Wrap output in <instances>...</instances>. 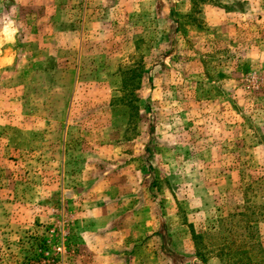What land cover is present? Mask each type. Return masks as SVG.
Masks as SVG:
<instances>
[{
  "label": "rangeland",
  "instance_id": "1",
  "mask_svg": "<svg viewBox=\"0 0 264 264\" xmlns=\"http://www.w3.org/2000/svg\"><path fill=\"white\" fill-rule=\"evenodd\" d=\"M42 1L9 8L25 30L0 66V264H224L228 242L264 264V0ZM101 12L69 115L52 57L75 65L67 33ZM140 65L127 123L110 102Z\"/></svg>",
  "mask_w": 264,
  "mask_h": 264
},
{
  "label": "crops",
  "instance_id": "2",
  "mask_svg": "<svg viewBox=\"0 0 264 264\" xmlns=\"http://www.w3.org/2000/svg\"><path fill=\"white\" fill-rule=\"evenodd\" d=\"M43 3H46L47 0L42 1ZM88 2V0H87ZM33 3H35V0H0V8L3 9V12L0 10V52L2 53V55H0V66H2L3 64H9L12 61V57H13V51H12V45H14V43L16 42L18 35L22 36V34L24 35V30L21 33V29H18V27H16V18L14 16L13 13H11V11L9 10L11 5H19V4H25V5H32ZM88 4V3H87ZM5 11V13H4ZM87 13V12H86ZM86 13H84V18H85V22L88 21V17L86 20ZM102 18H99L100 21L98 22H92V26L88 28V23H84L83 26L81 28H77L74 30H71L70 32H68L67 34H70L72 36H75L76 39V49L74 52L75 53V57L74 59H76V63L75 65L73 64L71 66L70 64V59L69 57H64L62 54L67 53L68 54V50L69 48L67 47H59L58 49L56 48L54 52H56V56L52 57L54 58L53 60L56 61L55 63V69H59L58 71L56 70L54 73V81L58 80L59 78L65 77V78H69L70 77V83L71 84V89H72V94H70V98H69V104H68V108H67V114H72L74 113L73 111V107L72 105H74V100L76 98V94H77V90L78 87L80 85V81H81V76H80V68H79V63L78 62H82V58H84V53H83V48H85V43H86V47H87V38L88 36H92L94 35L98 30L104 29L105 25H104V15L103 12H101ZM34 19V18H33ZM100 24V26H99ZM20 31V32H18ZM28 35H30V33L27 31ZM44 32L43 30L41 31V29L39 30L38 28V37L43 36ZM36 45V46H35ZM34 47V49H32ZM27 49V50H26ZM46 46L42 43L39 44H35L33 43L32 45H27V47L25 48L27 52H33V51H42V54H40V52H38V56H37V60L38 62L43 59V53L46 52ZM86 52L88 51V47L85 49ZM52 51V50H50ZM91 53H96L93 49L90 50ZM62 53V54H61ZM101 54L104 56L105 51H101ZM66 55V54H65ZM67 56V55H66ZM108 56V55H107ZM109 58V56H108ZM68 59V60H67ZM54 61V62H55ZM63 61V62H62ZM64 66V67H63ZM61 69V70H60ZM60 72V73H59ZM59 77V78H58ZM58 89L63 88V84L62 81L61 83H57ZM135 155L137 154L136 152L134 153Z\"/></svg>",
  "mask_w": 264,
  "mask_h": 264
},
{
  "label": "trees",
  "instance_id": "3",
  "mask_svg": "<svg viewBox=\"0 0 264 264\" xmlns=\"http://www.w3.org/2000/svg\"><path fill=\"white\" fill-rule=\"evenodd\" d=\"M200 1V0H198ZM202 1V0H201ZM227 10V7H224ZM137 71L136 74L134 76V78H132L133 81V88L129 87V80L125 79L124 81H122V87H124L125 89H127V97H125V99H120L119 95L118 96H114L113 99H116L114 102L112 100V102H110V105L113 106L114 104H120V103H125L127 102L128 104H133L132 106H134L133 112L131 114H126L125 118L128 122H132V123H136L137 119L139 118V110H138V106H137V95L136 92L140 86L141 83V78L144 75L146 69L144 65H140L138 67H136ZM129 79V78H128ZM202 236L196 234L195 232H193V238L194 241L197 240V238L201 239ZM246 242H248V240H246ZM199 243V242H198ZM241 244H237L233 246V243H227L226 245V250H229L228 254L225 255H221L218 254L220 260L222 262H224V264H236V261L241 260L242 255L246 254V252L248 253V250L244 249L246 248V244L244 245L242 242H240ZM246 250V251H245ZM244 258H246L248 261L247 262H242V264H254L253 262H251V260L253 259V257L250 258L249 255H247Z\"/></svg>",
  "mask_w": 264,
  "mask_h": 264
}]
</instances>
